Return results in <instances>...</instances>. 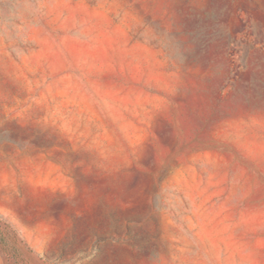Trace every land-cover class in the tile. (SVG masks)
I'll list each match as a JSON object with an SVG mask.
<instances>
[{"label": "rangeland", "instance_id": "1", "mask_svg": "<svg viewBox=\"0 0 264 264\" xmlns=\"http://www.w3.org/2000/svg\"><path fill=\"white\" fill-rule=\"evenodd\" d=\"M0 264H264V0H0Z\"/></svg>", "mask_w": 264, "mask_h": 264}]
</instances>
